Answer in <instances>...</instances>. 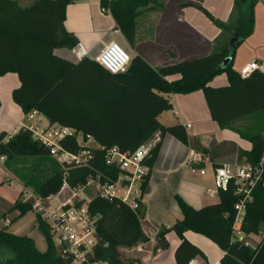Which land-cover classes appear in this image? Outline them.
<instances>
[{
	"label": "trees",
	"instance_id": "16d2710c",
	"mask_svg": "<svg viewBox=\"0 0 264 264\" xmlns=\"http://www.w3.org/2000/svg\"><path fill=\"white\" fill-rule=\"evenodd\" d=\"M72 1L35 0L23 7L16 0H0V77L9 72L18 74L21 85L13 90L12 97L25 114L38 110L50 124L74 128L84 136L91 134L99 144L118 145L124 151L135 150L160 131L162 136L169 133L192 149L210 153L198 137L188 134L183 124L164 125L160 122L161 113L172 108L168 97L170 94L202 90L212 118L222 128H229L233 122L248 115L264 112V72L257 69L250 76L242 77L233 66L238 47L254 31L258 0H235L230 23L217 19L203 5L192 3L216 26L229 33L220 52L174 62L157 70L136 55L127 70L117 74H112L96 59L88 56L73 62L55 53L57 47L76 45L73 36L64 28L66 9ZM163 1L102 0V6L109 9L118 28L133 42L136 19L141 11ZM235 34L238 39L231 46L230 40ZM227 58L230 61L226 63ZM222 73L228 75L229 85L212 86L211 81ZM174 75L177 77L171 81L167 79ZM6 135L5 132L0 134V153L7 156V166L42 198L58 194L65 177L71 188H78L87 185L90 178L99 176L100 183L104 184L119 176V169L106 164L101 150L95 151L89 165L78 167L69 164V169L65 171L50 154V149L36 140L29 128H21L8 142L2 143ZM249 139L252 148L240 151L239 158L246 157L256 163L264 155V135L255 133ZM61 144L69 151L77 152L80 149L76 136H66ZM160 147L161 141L156 142L146 160L149 172L142 185V198ZM23 157H34L39 162L24 172L22 163L17 160ZM47 165L51 167V173L40 180V168ZM218 198L217 202L196 208L176 194L175 199L183 217L171 227H161L154 250L169 248L166 235L169 231H175L181 239L175 253L177 264H189L198 256L205 257L201 248L186 237L187 231H194L206 236L223 250L221 264H264V236L256 248L232 240L235 204L239 200L234 185L221 190ZM15 209L20 211L21 217L33 211V206L20 198L14 203L12 210ZM89 209L100 216L94 258L103 259L109 249L112 264L134 262L124 257L120 247L150 240L142 227L146 212L144 204L133 210L119 199L109 200L97 195L90 201ZM4 217L6 214L0 216V221ZM36 221L46 239V250H40L32 237L2 227L0 264L74 262L72 256L63 255L57 248L50 226L40 214H37ZM263 223L264 187L258 185L238 227L250 235L258 233Z\"/></svg>",
	"mask_w": 264,
	"mask_h": 264
},
{
	"label": "crops",
	"instance_id": "0c3cea01",
	"mask_svg": "<svg viewBox=\"0 0 264 264\" xmlns=\"http://www.w3.org/2000/svg\"><path fill=\"white\" fill-rule=\"evenodd\" d=\"M16 1L26 7L35 0ZM192 3L203 5L219 20L230 23L233 18L235 0H164L141 11L136 19L134 40L131 42L118 28L113 15L103 9L102 0H73L66 9L64 28L73 36L76 45H81L84 55L76 51V45L57 47L55 53L73 62H78L84 56L95 59L105 45L117 42L131 53L132 58L138 55L147 65L157 70L167 64L220 52L229 33L216 26ZM252 61L258 62L259 70L264 72V0H258L255 5L254 31L238 47L233 66L239 71L244 64ZM175 77L177 75L168 76L167 79L171 81ZM20 85L17 73L9 72L0 77V134L5 132L13 135L21 129L26 114L12 97L13 90ZM211 85H229L228 75H217ZM168 97L172 108L161 113L160 122L164 125L183 124L190 136L198 137L201 144L210 150L206 154L212 160L209 166L211 169L208 168L206 176L192 172L187 159L196 150L169 133L162 136L157 131L154 134L148 143L153 146L161 141V147L142 198L146 211L142 227L150 240L132 250L135 251V258L131 259L134 262L130 264H177L175 253L181 239L175 231H169L166 235L169 248L154 250L161 227L168 224L172 226L183 217L175 199L176 194L196 208L217 202L219 198L209 197L206 193L209 186L205 187L212 183V166L247 159L239 158V153L252 148L249 136L259 132L264 135V112L248 115L233 122L231 127L222 128L212 118L202 90L188 94H170ZM42 117L48 123V119L44 115ZM4 167L17 177L7 166V161ZM0 175H5L6 181H9L5 170H0ZM195 175L200 177L194 180ZM18 179L21 181V190L19 195L13 197L12 208L22 198L23 189L28 188ZM60 193L61 191L56 195ZM12 208L4 213V219L8 220L7 215L11 212H16L17 215L9 220L8 225H0V228L7 227L13 233L28 235L35 240L40 250H46V239L37 227V214L29 211L19 217L20 211ZM30 213L31 216L26 218ZM24 220L22 227L15 229L14 226ZM263 236L264 224L260 226L258 233L247 235L246 238L251 247L256 248ZM186 237L205 254V257L193 259L196 264H221L224 252L215 242L194 231H187Z\"/></svg>",
	"mask_w": 264,
	"mask_h": 264
},
{
	"label": "built area",
	"instance_id": "2783aa9c",
	"mask_svg": "<svg viewBox=\"0 0 264 264\" xmlns=\"http://www.w3.org/2000/svg\"><path fill=\"white\" fill-rule=\"evenodd\" d=\"M76 51L84 55V52ZM95 59L109 72L117 74L127 70L132 61V55L123 45L111 42L100 50ZM259 67L258 62L252 61L244 64L238 72L242 77H248ZM23 127L29 128L34 138L46 145L50 149V154L60 161L84 167L90 164L95 151L101 150L106 164L119 169V176L114 181L102 184L98 176L96 179L90 178L87 185L78 188H71L65 177L61 192L70 190L71 194L54 207H46L42 203L44 198L28 188H24L22 193V199L25 202H31L33 211L40 214L50 226L54 242L63 255L72 256L79 264H108L102 259L94 258L100 216L93 214L89 209L93 197L87 199L80 192L90 183L97 181L98 191L95 196L100 195L109 200L119 199L133 210H137L142 203V185L149 172L146 160L152 145L146 142L133 151H124L118 145L104 146L96 142L91 134L84 136L68 126L49 122L45 124L38 110L25 115L21 128ZM68 135L78 137L80 149L77 152L69 151L62 146L61 140ZM11 136L7 134L1 140L2 143L8 142ZM6 160L7 156L0 153V170L2 171ZM211 164L210 156L197 150L192 151L187 159V165L191 171L201 176L208 174V166ZM212 176V185L206 188L209 197L219 196L221 190H227L231 184L234 185L235 194L239 200L235 204L236 217L232 240L250 245L247 235L239 229L238 224L244 219L246 205L253 199L254 189L258 185L264 187V155L256 163L245 159L212 166ZM6 223L9 224L10 221L7 220ZM166 226L171 227L170 224ZM189 264H196V262L191 260Z\"/></svg>",
	"mask_w": 264,
	"mask_h": 264
},
{
	"label": "rangeland",
	"instance_id": "374dc122",
	"mask_svg": "<svg viewBox=\"0 0 264 264\" xmlns=\"http://www.w3.org/2000/svg\"><path fill=\"white\" fill-rule=\"evenodd\" d=\"M45 120L46 119H44V123H46ZM53 158H55V160L57 161V164L59 165V167H61L65 171H67L69 169V164L67 162L60 161L59 159H57L54 156H53ZM17 160L18 161L20 160L19 162L22 163L21 167L23 166L24 172L29 170V169L34 168V166H36L38 164V162H39V159L34 158V157H23V158H20V159H17ZM18 168H20V167H18ZM208 168L211 169L209 166H208ZM40 169H41V171H40L39 174L42 175L41 177H38V178H41L40 180H44L45 178H47V176L50 175L51 170H52L49 165H47L46 167H41ZM4 170L7 172V179L9 181H6V176L5 175L4 176L0 175V216H2L10 208H12V204H13L12 203V201H13L12 199H13V197L19 195V192L21 190V185H20L21 181L17 177H15L11 172H8V170L5 167H4ZM198 177H200V176L195 175L194 176V180H196V178H198ZM210 185H212V183H210L209 185L208 184L205 185V187L206 186H210ZM28 189L33 191V189L30 188V187H28ZM97 191H98V183H97V181H94V182L90 183L88 186H86L80 193L85 198L91 199L92 197H94L97 194ZM203 192L205 194V188H204ZM70 194H71V191L70 190H66L65 192H61L59 195H56L53 198H44L42 203L46 207H54V206H57L66 197L70 196ZM217 197L218 196H216L215 198H217ZM15 214H16V212L9 213L7 215L8 221L10 219H13L17 215V214L15 215ZM30 216H31V213L28 214V216L26 218H29ZM6 221L7 220L2 218V220L0 222L1 223L0 225H8L6 223ZM24 223H25V220L21 221L20 223H18L17 225L14 226L15 229H20ZM142 243L143 242H140L137 245H133V246H121L120 250L123 253L125 258L132 259V258H135V251H132V250L134 248H136L138 245L142 244ZM110 254H111L110 250L108 249L105 252L104 258L102 259L104 262H106L108 264H112L111 260L109 258ZM71 264H79V263L74 261Z\"/></svg>",
	"mask_w": 264,
	"mask_h": 264
},
{
	"label": "water",
	"instance_id": "95a60500",
	"mask_svg": "<svg viewBox=\"0 0 264 264\" xmlns=\"http://www.w3.org/2000/svg\"><path fill=\"white\" fill-rule=\"evenodd\" d=\"M237 36H236V34L231 38V40H230V45L231 46H234L235 45V42L237 41ZM75 48L78 50V51H80L81 53H83L84 51H83V48H81V45L80 44H77L76 46H75ZM230 61V58H227L226 60H225V62L227 63V62H229Z\"/></svg>",
	"mask_w": 264,
	"mask_h": 264
}]
</instances>
